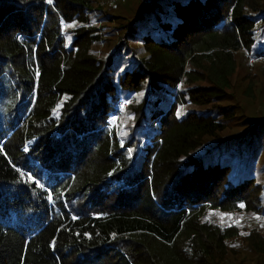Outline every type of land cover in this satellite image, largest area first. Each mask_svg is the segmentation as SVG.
<instances>
[{
	"label": "trees",
	"instance_id": "16d2710c",
	"mask_svg": "<svg viewBox=\"0 0 264 264\" xmlns=\"http://www.w3.org/2000/svg\"><path fill=\"white\" fill-rule=\"evenodd\" d=\"M94 1L0 0V264H215L236 231L197 225L199 213L264 217V118L219 142L234 108L177 112L224 100L236 52L264 61V12L149 0L108 50L88 25ZM136 40L142 54L124 51ZM123 103L121 143L109 123ZM234 150L255 176L231 184L228 165L207 162Z\"/></svg>",
	"mask_w": 264,
	"mask_h": 264
},
{
	"label": "rangeland",
	"instance_id": "374dc122",
	"mask_svg": "<svg viewBox=\"0 0 264 264\" xmlns=\"http://www.w3.org/2000/svg\"><path fill=\"white\" fill-rule=\"evenodd\" d=\"M256 0H246L247 6L254 15H259L262 11L264 12V0H257L259 6H255ZM50 0H47L49 3ZM255 2V3H254ZM92 4V9L94 13L91 15L94 17V20H90L88 23L89 27L91 25H96L98 28V34L100 35L101 45L103 46H113L114 44L120 42L124 38L126 39L125 26L134 16H138L142 9H145L149 3V0H95ZM247 8V9H248ZM257 8V10H255ZM94 28V27H93ZM259 29V36L263 34L261 41L264 39V23L260 22L257 25ZM65 32L69 31L67 27L64 29ZM147 30V29H145ZM67 34V32H66ZM72 37L67 35L66 47L69 48L72 43ZM127 40V39H126ZM141 41H135L128 43L124 47V51L136 50L135 55H140L143 53L141 48ZM127 44V43H124ZM105 47H101L104 49ZM99 49V47H98ZM107 50V51H108ZM235 59V73L230 79V88L226 91V96L224 100L213 102L211 105L199 108L193 106L191 103L186 104L185 107L178 108L177 114L179 116L189 113L190 111H196V116L207 112V111H217L218 106H231L234 108V113L236 117L232 120L225 122V125L228 126L227 130L223 133H218L216 135L221 141L227 139L226 137L235 136L242 130L243 122L249 118H264V61L261 60V57L257 58L253 55H249L245 51H238L234 55ZM199 71V69L197 70ZM209 86L207 81H199L193 83V87H202ZM183 92L188 89L186 86L181 85ZM249 89V90H247ZM128 112L127 104L123 103L119 108V114L113 116L110 120L109 127L112 129L120 142L123 143V136L126 134L127 129L123 133L125 127L131 122L132 117ZM123 133V134H122ZM215 139V138H214ZM211 137L204 138V144L201 148L208 147L213 140ZM28 142L23 148L25 152L28 149ZM261 146L264 149V131L262 133V138L260 141ZM202 145V144H201ZM223 145V144H222ZM143 146V143H141ZM199 147V148H200ZM196 149L192 155L200 153V149ZM201 151V150H200ZM249 153L248 151H244ZM231 155V156H230ZM230 155L221 156L217 154L212 158L208 159V165L217 164L219 166L228 165L230 167V182L231 184H236L244 179L249 178L250 176H255L254 173L250 170V167L247 164H244L240 157L241 153L237 150H234ZM264 154L262 155V159ZM264 163V161H262ZM262 162H257V171L258 173L263 170L264 164ZM260 183L264 185V176L259 180ZM264 204V191L262 194V200ZM223 217V219H221ZM199 220L197 225H206L208 227L217 226L222 230H232L236 231V235L233 240L226 241L223 245V249H220V252L216 253L215 264H260L262 261L264 263V247L262 252L254 251V246L252 238L248 241L246 237L255 235L257 239H260V243H264V217L255 215L254 213H248L245 211L244 205L239 206V211L221 213L214 212L212 210H207L202 213H199ZM259 218V219H257ZM213 249H211V254H213ZM225 253V254H224ZM221 256V257H220ZM219 259V260H218Z\"/></svg>",
	"mask_w": 264,
	"mask_h": 264
},
{
	"label": "snow or ice",
	"instance_id": "6c2138e0",
	"mask_svg": "<svg viewBox=\"0 0 264 264\" xmlns=\"http://www.w3.org/2000/svg\"><path fill=\"white\" fill-rule=\"evenodd\" d=\"M221 219H223V217ZM257 219H259V218H257Z\"/></svg>",
	"mask_w": 264,
	"mask_h": 264
}]
</instances>
